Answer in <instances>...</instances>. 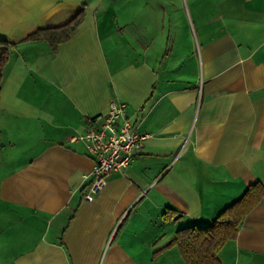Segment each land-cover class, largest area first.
Here are the masks:
<instances>
[{"label": "crops", "instance_id": "1", "mask_svg": "<svg viewBox=\"0 0 264 264\" xmlns=\"http://www.w3.org/2000/svg\"><path fill=\"white\" fill-rule=\"evenodd\" d=\"M0 41V264H184L176 232L264 184V0H0ZM112 101L147 138L85 202L71 139ZM218 258L264 264V199Z\"/></svg>", "mask_w": 264, "mask_h": 264}, {"label": "trees", "instance_id": "2", "mask_svg": "<svg viewBox=\"0 0 264 264\" xmlns=\"http://www.w3.org/2000/svg\"><path fill=\"white\" fill-rule=\"evenodd\" d=\"M83 20L79 12L67 23L39 29L27 37L28 40H44L56 47L69 40ZM15 44L0 41V89L2 70ZM264 199V184H250L243 195L233 204L222 210L207 226H188L176 232L168 246H176L184 264H221L218 253L238 232L244 217Z\"/></svg>", "mask_w": 264, "mask_h": 264}, {"label": "built area", "instance_id": "3", "mask_svg": "<svg viewBox=\"0 0 264 264\" xmlns=\"http://www.w3.org/2000/svg\"><path fill=\"white\" fill-rule=\"evenodd\" d=\"M125 103L110 102L108 112L95 117L91 127L74 136L73 142H82L93 159L92 170L82 176L88 183L83 188L82 199L92 201L106 186L112 173H123L147 138L133 126L126 113Z\"/></svg>", "mask_w": 264, "mask_h": 264}]
</instances>
